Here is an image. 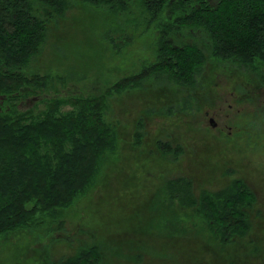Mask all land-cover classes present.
Listing matches in <instances>:
<instances>
[{
	"label": "rangeland",
	"instance_id": "rangeland-1",
	"mask_svg": "<svg viewBox=\"0 0 264 264\" xmlns=\"http://www.w3.org/2000/svg\"><path fill=\"white\" fill-rule=\"evenodd\" d=\"M70 1L47 22L41 52L25 66L27 74L49 75L50 85L22 96L17 108L38 112L53 96H104L102 118L114 131L116 151L91 191L72 201L53 238L30 227L0 237V264H50L90 243L103 246L108 264H264V82L255 83L256 71L210 58L192 86L167 76L117 85L156 58V24L145 27L140 8L117 22L102 6ZM109 26L127 31L104 37ZM176 32L185 43L205 42L202 29ZM125 33L131 37L124 40ZM177 175L188 177L195 194L240 178L254 196L248 236L222 245L196 226L184 234L164 228L153 200Z\"/></svg>",
	"mask_w": 264,
	"mask_h": 264
},
{
	"label": "trees",
	"instance_id": "trees-1",
	"mask_svg": "<svg viewBox=\"0 0 264 264\" xmlns=\"http://www.w3.org/2000/svg\"><path fill=\"white\" fill-rule=\"evenodd\" d=\"M81 1L104 7L117 22L131 20L130 8H140L145 27L156 24V58L117 85L138 87L147 76H167L192 86L210 58L251 67L263 76L264 0ZM70 5V0H0V237L30 227L53 238L63 229L72 201L91 191L104 160L116 151L114 131L102 118L104 96H53L38 112L17 108L22 96L50 85L49 75L27 74L25 66L40 54L47 22ZM114 28L109 26L104 37L127 31ZM177 29H202L206 47L175 44L170 36L177 39ZM253 198L240 178L195 194L188 177L177 175L164 181L153 205L162 210L168 231L184 234L196 226L226 245L248 236ZM102 248L80 245L50 264H108Z\"/></svg>",
	"mask_w": 264,
	"mask_h": 264
},
{
	"label": "flooded vegetation",
	"instance_id": "flooded-vegetation-1",
	"mask_svg": "<svg viewBox=\"0 0 264 264\" xmlns=\"http://www.w3.org/2000/svg\"><path fill=\"white\" fill-rule=\"evenodd\" d=\"M114 30H116V27L114 28ZM178 32H176V34H177ZM177 40V39H176ZM178 42H183V41H181V40H177ZM192 43H194V42H192ZM188 44H191V43H188ZM196 45H198L197 43H195ZM199 47H200V45H198ZM206 47V44H202L201 45V48H205ZM241 68H242V66H241ZM244 69H246V67H243ZM242 68V69H243ZM261 72L263 73V76L262 77H260V76H258V75H252V78H253V80H255V83H257L258 85L259 84H263V82H264V68H262L261 69ZM252 81V80H251ZM249 84V83H248ZM208 123L211 125V126H215L216 127V124H217V122L216 121H214V119H213V117H209L208 118ZM162 150H170V148H166V147H164V149L162 148ZM44 260V262L46 263V261H47V259L45 260V259H43ZM41 263H43V261H41ZM40 263V264H41Z\"/></svg>",
	"mask_w": 264,
	"mask_h": 264
},
{
	"label": "bare ground",
	"instance_id": "bare-ground-1",
	"mask_svg": "<svg viewBox=\"0 0 264 264\" xmlns=\"http://www.w3.org/2000/svg\"><path fill=\"white\" fill-rule=\"evenodd\" d=\"M48 4V3H47Z\"/></svg>",
	"mask_w": 264,
	"mask_h": 264
}]
</instances>
